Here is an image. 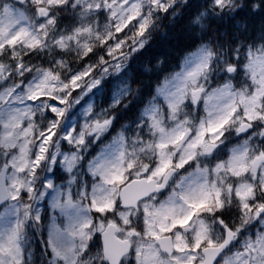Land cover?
Returning a JSON list of instances; mask_svg holds the SVG:
<instances>
[{"label":"snow or ice","instance_id":"snow-or-ice-1","mask_svg":"<svg viewBox=\"0 0 264 264\" xmlns=\"http://www.w3.org/2000/svg\"><path fill=\"white\" fill-rule=\"evenodd\" d=\"M25 4L29 7L24 8ZM153 5L167 11L168 6L161 0H153ZM69 7L76 19L66 30L50 33L49 28L58 26L57 14ZM34 17H39V26H33ZM97 18L105 21L103 27L99 22L93 24ZM150 23L143 16V0H0V57L7 54L14 62L18 61L19 73H24L27 67V76L17 78L9 74L7 79L13 83L7 84L5 80L6 86L0 85V152L8 151L0 165V202H12L9 215L14 217L0 232V264H24L21 238L28 224L41 218L33 213L30 204L19 203L28 195L25 188L34 191L19 176L33 169L38 171L37 165L42 160L37 159L35 151L29 155L28 137L34 135L37 119L32 106L48 102L43 106L53 123L46 132L42 131L37 142L47 145L58 134L55 117L62 115L60 110L78 105L81 94L93 92L100 84L95 79L93 64L85 62L94 54L96 45L106 48L110 58L123 50L127 41L122 38L130 28L136 26L134 35L143 37ZM50 36L60 53L53 61L55 67L33 69L25 65V57L16 56L18 47L26 52L43 49ZM73 51L85 63L65 76L61 71L64 57ZM210 58L211 53L202 50L192 53L185 60L183 71L157 90L164 105L153 102L145 108V121L151 122L160 135V143L155 147L162 148L175 135V130L169 132L157 118L161 106L166 105L168 111L175 113L188 96L194 102L203 101L210 119L207 124H201V129L211 124L217 136L236 116H241L243 121L241 132L249 122L264 120V47L249 49L243 62L226 68V73L246 74L247 91L233 92L231 83L226 81L222 88L205 96L198 81L208 68ZM105 70H110L107 65ZM3 76L4 66L0 64V79ZM90 78L92 82L85 84ZM221 105L225 117L213 121L211 117ZM78 131L73 129L71 135L65 133L64 139L70 140ZM181 138L182 134L177 142ZM199 143L197 140L193 147ZM216 143L214 140L207 150L211 151ZM248 143L245 140L243 145L232 149L231 156L218 163L216 170L231 172L237 180L250 179L254 174L264 186V149L250 155ZM128 155L125 137L121 134L90 161L89 172L94 178L91 192L86 188L75 194L69 190L57 193L51 200L52 210L62 219L57 223L53 216L48 226L45 241L48 264H93L96 259L101 264H130L131 261L134 264H264V199L255 197L251 183H240L239 187L233 184L229 189L242 210L241 227L227 223L221 216L213 229L204 217L211 210L213 196L220 198L217 189L193 181L187 187L177 185L166 199H158V194L169 186V169L183 168L184 157L179 164L170 163L163 159L161 152L158 167L141 165L140 170L134 161L127 159ZM188 158H194V153ZM250 222L258 227L252 230ZM216 229L219 236L214 234Z\"/></svg>","mask_w":264,"mask_h":264},{"label":"clouds","instance_id":"clouds-1","mask_svg":"<svg viewBox=\"0 0 264 264\" xmlns=\"http://www.w3.org/2000/svg\"><path fill=\"white\" fill-rule=\"evenodd\" d=\"M161 2L168 6L167 11H161L159 7L154 6L153 0H143V16L150 19L151 23L143 37L134 35L136 26L130 28L122 38L127 41L122 51L108 58L107 49L96 45L94 53L97 59L88 62L93 64L95 79L100 81L96 89L101 88L108 77L114 79L108 88L101 89L103 95L93 96L81 108L78 113L79 131L76 135H72L70 140L64 139L66 121L70 110L75 108L76 104H72L67 110L61 109L62 115H56L58 134H55V139L47 145L42 142L38 145L37 142L41 140L42 131L46 132L53 123L52 117L47 115L43 106L48 102L44 101L42 105L32 106L37 119L34 121V135L28 137L31 144L29 155L35 151L37 159L42 158V160L37 165L38 171L33 169L19 176L21 181L30 184L31 189H34L32 191L25 188L28 195L19 203L30 204L33 213L41 218L35 223H29L21 238L24 264H48L49 258L46 252L41 253L35 245L36 239L47 224L40 210L41 201L49 193L58 190L61 185H64V192L71 190L74 193V190L84 182L86 174H90V161L85 160L90 146L109 133L114 123L118 121L119 127L111 137V143L115 137L122 134L129 154L127 159L134 161L137 169L142 170L141 165L158 167L162 159L161 152L164 153L163 159L170 163L175 161L179 164L181 157H184L183 168L169 169L170 191L177 185L183 188L195 181L196 184H205L210 189L215 188L220 192L219 199L213 196L211 210L204 217L209 228L215 229L216 222L221 216L227 223L241 227L242 210L235 196L229 191L233 184L239 187L240 183H251L255 188V197L264 199V186L259 184L254 174L250 179L237 180L231 172L223 170L217 172V164L225 159L219 162L213 159V154L221 149V146H225L222 150L228 153L227 158H229L232 149L243 145L245 140L249 142L247 148L250 155L264 149V120L249 122V126L241 132L243 121L241 116H236L217 136L211 124L207 129H201V124H207L210 119L203 101L194 102L191 96H188L175 113L161 106L157 118L169 132L175 130L172 139L166 140L161 148L155 147L160 143V135L152 127L151 122H146L144 117L145 108L158 97L157 90L164 85L165 81L171 82L178 72L183 71L185 60L192 53L201 50L204 53H211L209 66L198 81L199 86L205 90V96L222 88L226 81L231 83L233 92L247 91L249 85L246 74L226 73V68L230 64L236 66L243 62L249 49L264 47V0H221L219 5L217 0H207V3L205 0H161ZM64 11L68 12L74 20L76 19L71 7ZM57 15L59 16L60 13ZM38 20L39 17L33 18V26H39ZM97 22L101 27L105 23L99 18L93 20V24ZM56 30L58 26L49 28L50 33ZM115 40L116 37L113 36V41ZM30 53L35 55L30 56ZM141 53L146 54L141 58ZM15 54L18 58L29 57V60L24 59V63L33 69L47 68L50 65L55 67L53 61L60 56L51 36L43 49L26 52L24 48L18 47ZM64 59L65 65L61 71L65 76L81 67L82 57L76 51H73L70 56H65ZM174 59L181 66L179 71L175 70ZM33 60L36 62L33 63ZM40 60H45L46 63L42 64ZM133 61H135L134 64ZM17 63L18 61L14 62L7 54L0 57V64L4 66V76L0 79V85H4L5 80L7 84L13 83L12 80L7 79L9 74L17 78L27 76V67L24 73H19ZM106 65L110 70H105ZM35 75L36 73L33 72L32 76ZM91 82L90 78L84 83ZM149 89L152 90L151 94ZM90 93L92 92L87 95L81 94V100ZM104 95L108 96L106 103ZM222 108L223 105L213 113L211 117L213 121L225 117ZM137 120H139L138 123ZM98 124L101 127L98 128ZM73 129L76 128L73 127ZM72 130L66 133L71 135ZM181 134L183 138L177 142V137ZM241 136L246 138L236 144L227 143ZM81 139L84 140L83 143ZM197 140L200 143L193 147ZM214 140L218 143L211 151L207 150ZM192 153L194 158L189 159L188 156ZM7 155V150L0 152V165H3ZM8 162L11 164L12 160ZM186 166H188L187 171H182ZM170 181H172L171 184ZM256 227H258L257 224L250 222L252 230ZM214 234L219 236V230L216 229ZM95 264H101L100 260L96 259Z\"/></svg>","mask_w":264,"mask_h":264},{"label":"rangeland","instance_id":"rangeland-1","mask_svg":"<svg viewBox=\"0 0 264 264\" xmlns=\"http://www.w3.org/2000/svg\"><path fill=\"white\" fill-rule=\"evenodd\" d=\"M207 2V0H206ZM26 5V4H25ZM74 19L73 17H71V22L69 21L68 24H65L63 25L62 27L58 28V31H64L66 30L68 27H70V25L73 23ZM101 54L102 53V50H101ZM44 62H46L44 60ZM180 65H179V68L176 70V71H179L180 70ZM30 79V77H29ZM113 77H108L107 81H110L109 84L111 85L112 81H113ZM106 88L105 85H104V82L102 83L101 85V88L99 89H95L93 90L92 93H90L88 96H85L83 100H81L80 104L76 105L75 108H73L72 110H70L69 114H68V119L66 121V130H65V133L67 131H71L73 129V127H75L76 129H79V121H80V116L78 115V113L81 111V108L83 106L86 105L87 101L92 98L93 96H101L103 95L101 89H104ZM104 98H105V95H104ZM108 100V96L106 98ZM157 99L161 100L163 105H164V101H163V98L162 97H157ZM107 102V101H105ZM154 103H156V101H154ZM166 106V105H165ZM142 119L144 117H141ZM139 122V121H138ZM115 131L116 130H111L109 131V133H107L105 136L101 137L100 140H97L95 144H92L88 150V154L86 155L85 157V160L86 161H92L98 154H100L109 144H111V137L115 134ZM243 138H246L244 136L242 137H236L235 140H237L236 143L240 142ZM227 155L226 154L225 158L223 159H226L227 158ZM215 157H218V156H215ZM94 183V180L92 178V176L90 174H86L85 176V180L84 182L77 188L74 190V194L77 192V191H80V190H84L85 188L87 189V191L91 192V188H92V184ZM62 186H60V188L54 192H51L49 193L48 195L45 196L44 200L41 201V203H44L47 205V209L50 210L49 212V217H50V223H49V226L51 225V223L53 222V216H56L57 218V223L60 222V220L62 219L61 217H59V214L58 213H55L52 208H51V200L56 196L57 193H63L65 191V188L64 189H61ZM46 209V210H47ZM41 213H44V210L42 208V205H41ZM12 212V209H11V203L5 205V207L0 210V232H3L10 224V221L14 218L13 216L9 215V213ZM46 213V211H45ZM47 238V236H46ZM45 245V249L43 250L42 249V253H45L46 252V243L44 244ZM95 249L93 248V251ZM133 264H134V261H132ZM94 264H95V261H94Z\"/></svg>","mask_w":264,"mask_h":264},{"label":"trees","instance_id":"trees-1","mask_svg":"<svg viewBox=\"0 0 264 264\" xmlns=\"http://www.w3.org/2000/svg\"><path fill=\"white\" fill-rule=\"evenodd\" d=\"M69 11H71V9H69ZM59 21H58V23L59 24H62V23H64V24H66L67 22H68V19H69V15H68V12H65V11H61V13H60V15H59ZM149 51H151V50H149ZM146 53H141L140 54V56H141V58L145 55ZM135 63V61H133V64ZM173 64H175V66H176V64H177V61L174 59L173 60ZM149 94H151V89H149Z\"/></svg>","mask_w":264,"mask_h":264}]
</instances>
